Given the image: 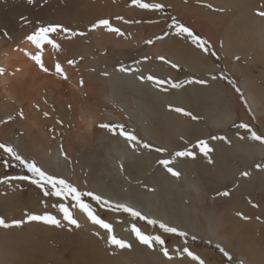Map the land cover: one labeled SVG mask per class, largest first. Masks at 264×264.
<instances>
[{
	"label": "bare ground",
	"instance_id": "6f19581e",
	"mask_svg": "<svg viewBox=\"0 0 264 264\" xmlns=\"http://www.w3.org/2000/svg\"><path fill=\"white\" fill-rule=\"evenodd\" d=\"M166 1L168 2V0ZM187 1L191 5L194 1H198L196 3L198 5L199 2L205 0ZM206 1L216 6H228L232 8L230 10L236 12L233 13L234 21L230 22L225 29V45L222 46L230 52L228 53L230 62L232 60L233 64L235 63L231 57L233 54V57L242 55V60L252 54L264 56V23L255 15V12L252 13L255 9L254 0ZM163 3L165 2L163 1ZM128 4V0H35L34 4L29 5L26 0H0V67L5 69V74L0 76V120L6 119L9 114L16 117L8 124H0V142L14 145L22 156L34 159L48 173L63 176L75 184H78L82 178L81 168L90 169L94 165L93 161L100 160L106 176L113 175L115 166L118 167L120 175L125 176L124 171L120 169L122 164L129 175L145 176L147 181L160 182L162 187L172 188L177 179L167 175L162 168L153 172L148 171L149 163L153 164L159 157L156 152L150 153L146 149L134 152L122 137L114 136L107 129L100 128L98 125L101 123H122L127 130H134L139 138L154 146L181 148L179 145L180 142L183 144L181 137L188 140L190 142L188 145H191L196 142L197 137L207 138L209 134L207 123H211L216 128L226 129L234 125L238 116L235 113L234 104L224 95V82L219 78L222 77V74L215 72L218 68L213 65L214 63L212 64L213 60L210 64L209 61L208 63L204 62L206 55L199 53L201 51L194 45L184 46L185 42L182 39L173 41L174 34L168 35L163 40H158L156 45L149 48V52L157 55L164 54L170 58V61L183 64L187 70L201 73V76L207 73L209 76L207 79L211 84L214 82L215 88L213 87L209 91L210 85H186L182 89H169L167 92H162L151 82L141 83L136 79L137 75L147 76L148 72L158 75L162 70L156 64L153 65L156 62L152 63L145 59L141 62L138 60L135 65L128 64V55H130L128 49L133 46L138 50L145 43L143 36L145 20L142 17V9L133 5L128 9ZM210 11L209 14L212 12ZM194 13L191 12V15L180 13L185 19L183 22L197 24L200 20L195 19ZM225 14L221 18L228 17V13ZM202 15L204 16L206 13H202ZM117 16L130 21L132 19V21H141V23L125 24L122 21H117ZM188 16L190 17L186 18ZM22 17H27L29 22H24ZM101 18L110 19L114 26L119 27L127 34V38L118 37L103 29L89 32L90 26ZM215 19L213 20H220L219 18ZM36 21L71 24L75 26L71 29L72 31L86 33L84 36L74 37H69L67 34L63 37L50 34L61 48L59 51H55L50 45L44 46L42 58L45 66L54 72L55 63L59 61L68 74L67 81L61 80L55 75L41 72L26 55V53L35 54L39 51L32 42L26 39L33 33L32 29L35 28ZM224 22L226 23V21ZM202 30L208 35L212 34L206 28H202ZM150 31L152 32V30ZM5 32L8 33L7 36L3 35ZM132 32L133 34H131ZM168 32L172 33L173 30ZM251 40L250 44L256 42V53L254 49L246 46L249 43L244 42ZM162 49L168 51L163 53ZM221 51L223 50L221 49ZM228 54L226 53V57ZM138 57L140 56L138 55ZM69 59L76 60V65H68ZM248 61L252 62L250 59ZM121 65L134 71L132 74L120 73L117 69ZM250 67L248 64L245 68L239 67L240 85L248 106L256 116L258 126L262 129L261 134H264V85L252 82L254 74L251 73L252 68ZM136 69H139V72L135 71ZM230 69L233 73L238 70L235 65H231ZM103 72H107L109 75H101ZM213 75L218 79L211 80L210 77ZM159 77L162 76L159 75ZM81 79L84 81L83 87L79 84ZM168 104L179 105L190 110L199 116V120L192 121L181 114L171 112L166 107ZM36 105H39V110ZM69 105H71L70 109ZM21 110L25 113L24 119L17 116ZM44 112H48V117L43 115ZM57 120L62 121V125L57 124ZM242 120L246 121V117L243 116ZM227 137L232 141L231 146L220 141H209L210 145L215 148V152L210 154L213 155L214 163H208L207 159L203 158L196 150L197 158L192 162L194 190L191 188L189 190L200 194L204 182H207L205 190L209 194L210 204L213 205L210 207L213 208L203 213L201 218L203 222L199 223V226L202 227L201 230L198 231L196 227L192 226L190 228L199 232V235L206 232L203 234L206 239L224 242L225 246L237 258L236 264H240L241 261L243 264H264V211L249 210L253 202H256L250 178L260 177L264 180V172L253 168L255 160L264 161V145L247 139L241 141L238 139V134ZM61 147L67 153V160L61 154ZM79 153L90 157L92 161L87 162L78 158ZM132 159H137V163H131ZM70 164L75 165V173H73ZM131 166L135 168L133 172H130L129 167ZM245 170L251 173L248 178L240 175ZM90 180L91 176L88 175V181ZM103 181L105 180L101 179L99 182L93 183L91 190L106 196L108 188L101 184ZM200 181H202V185L197 184ZM230 181L242 183L238 189L240 193H230L228 197L218 195L219 192L226 191L224 188L228 187ZM214 188L217 189L215 193L213 192ZM13 194L14 190L9 184L0 186V211H10ZM120 200L122 201L120 203L128 204L126 198H120ZM225 201L232 202V204ZM257 202H259V207L264 208V200L259 199ZM223 204L227 205L221 207ZM136 206L140 208H136L140 211H151L138 204ZM162 210L164 211H161V218L165 219V215L169 211H165L166 208ZM190 212L193 215L197 213V211ZM237 212H241L251 219L242 220L236 215ZM172 216L175 218L169 220L168 224L178 228H183L180 226V221L189 220L186 214L179 213ZM257 217L260 219L257 220ZM80 218L87 222L82 213H80ZM14 232L13 227L6 232H0V264H31L27 262L29 248L26 246L29 244L24 239L25 236L16 239ZM23 243L26 246H23ZM79 245L81 246V243ZM86 251L90 257L86 256L83 262L81 261L83 264H107L103 262L104 248L100 244L90 246ZM72 253H74V260H77L80 254ZM63 254L65 255V253ZM50 255L52 257L49 258ZM51 258H56L59 262L63 260L62 254L52 248L43 253L39 259L47 261ZM111 262L121 263L120 260L114 258L109 259L108 264Z\"/></svg>",
	"mask_w": 264,
	"mask_h": 264
},
{
	"label": "rangeland",
	"instance_id": "374dc122",
	"mask_svg": "<svg viewBox=\"0 0 264 264\" xmlns=\"http://www.w3.org/2000/svg\"><path fill=\"white\" fill-rule=\"evenodd\" d=\"M163 1L165 3H163ZM171 1H172V4L169 5V3H171ZM254 1H255L254 2L255 3L254 4L255 9L254 10L252 9L253 10L252 13H254V12L256 13L257 10H261L260 6H261V4L263 5V2H264V0H254ZM128 2H129L128 9H130L131 8L130 6H132L131 0H128ZM145 2L162 3L165 5L164 12H152V11L150 12L147 10H142V12L144 13V15L142 13V17L145 20L144 31H143V36H144L145 41L149 40V39L154 40V38L156 36L164 35L165 32L170 31L171 29L168 27V25L171 23L170 18L173 16L176 17L178 21L180 20L179 22L183 23L185 26L186 25H187V27L190 26L189 28L192 29L197 35L208 40L211 43V45H213L212 50L214 49V51L218 54L219 59H217L216 57H213L211 55H206L202 52H199V53L206 55V56H204V62L208 63V61H209V64H210L211 60H213L212 64L214 63L213 65H215V67H217L219 70V71L215 70V72L221 73L222 77H226V79H222L224 82V85H223L224 86V92H225L224 95L231 101V103L234 104V106H235L234 109L236 111L235 113L238 116L236 119V122L234 124L243 122L242 117L245 116L246 121H244V122L250 124L253 127V129L257 131L258 134H261L262 129L260 128V126H258L259 123L256 121V116L254 115L253 112H251L252 115H249V112L247 111V109L243 106L242 102H240L239 95L236 93L234 88L228 83L229 80L235 81L237 83V85L239 86V88L241 89V91L243 92V89L240 85L241 76L238 75L239 67L245 68V67H247V64H248L251 66L250 68H252L251 73L254 74V76L252 77V82L253 83H261L264 85V81H263L264 80V66H262L264 63V56L252 54V55H248L247 59L242 60V58H241L242 55H236L235 57H233L234 54L233 55L231 54L233 61H235V63L233 64L232 60H231V62H232L231 63L230 58H228V56H229L228 53H230V52H228L224 48H222L223 44L225 45V40H224L225 39L224 38L225 29L230 22L234 21V16H235L234 14L236 12H234V10H230L232 8H230L228 6H216L214 4L207 2L206 0L204 2H199L198 5L196 4L198 1H194L191 5V4H189V1H187V0L186 1H184V0H170L169 1L168 0V2L166 0H145ZM207 4H211L214 8L217 7L218 9H223V11H218V12L213 11L210 8H207L204 6ZM185 7L186 8L188 7V8L186 9ZM197 7H199V8H197ZM208 9H209V11L210 10L212 11V12L210 11L211 12L210 14H209ZM196 10H198L199 12ZM189 12L190 13L195 12L194 13V16H196L195 19L198 18L200 20V21H198L197 24L194 23V25H193L192 22L191 23H189L187 21L183 22V20H185V19L182 16L186 15V14H190ZM196 12H197V14H196ZM213 12H214V14H213ZM215 12H216V15L217 14L219 15V16L217 15L218 17L215 15ZM221 12H223V13H221ZM224 12L228 13L227 14L228 17L221 18L222 15L223 16L226 15ZM180 13L181 14L184 13V14L181 15ZM202 13H206V15H204V16H206L205 19H204L203 15L201 16ZM219 13H221V14H219ZM229 14H231V15H229ZM207 15L209 16V18ZM214 15H215V17L213 18ZM189 17L190 16H188L186 18H189ZM215 18L216 19L219 18L220 20L217 21ZM213 19H215L216 21H214ZM231 19H233V20H231ZM134 20H135V18H134ZM153 20L156 21V23L155 22L154 23L148 22V21H153ZM201 20H202V22H201ZM224 21H226V23ZM262 21L264 23V20H262ZM217 22H219V23H217ZM133 23H135V22H133ZM133 23H130V24L134 25ZM48 24H53V23H43L41 21H36L35 22V28L32 29V32L34 30L38 29L39 27L47 26ZM223 24H224V26H222ZM59 25H63L65 28H68L70 30L75 27L74 25H71V24H59ZM202 28L208 29L209 30L208 32H211L212 34L211 35L206 34V32H204L202 30ZM215 28H217V29L215 30ZM150 30H152V32ZM131 34H133V32ZM51 35H57V36L59 35V36L63 37L64 35H66V33H52ZM213 35H215V36H213ZM180 39H182L185 42L184 46H186V47L193 46L191 44V42L188 41L187 39H184L182 37H177L176 35L173 37V41H176V40L179 41ZM215 40H217V41H215ZM157 41L158 40H156L154 43L150 44L151 46L149 44L144 43L143 47L138 49V50L135 49V47L131 46L128 49L129 54H130V55H128V64L130 63V65H132V64L135 65V63H138V62H141L142 60H144L145 56L147 55V57H148L147 60L152 61V63H153V61L156 62V63H153V65L156 64V66H158L162 70V72L158 75L157 74H151V72H148L149 74H151L153 76L157 75L159 77V75H161L162 77H159V78H162V79H169L170 78V79L175 80V81H183V80L188 79V78L206 79L209 81V79H207L209 77V76H207V73L204 74L203 76H201L202 75L201 73L199 74L198 72L197 73L196 72H190L191 70H189V69L187 70L185 68V66L183 64H180V63H177L180 65V70L178 71L176 69L171 68V66L169 64H165L164 62L159 60L158 57H160V56H163V57L167 58L168 60L170 58H168V56H166L164 54L157 55L156 53H153L151 51L149 52V48L156 45ZM244 42L249 43V42H252V40L251 41H244ZM232 43H235V42L232 41ZM216 45H218V46H216ZM246 46H249V48L254 49L255 53H256V51H257L256 42H254L253 44H250V43L246 44ZM221 49L224 52L226 51L225 54L223 51H221ZM167 51L168 50L162 49L163 53H165ZM226 53L228 54L227 57H226ZM138 55L140 57H138ZM208 57H210L211 59H209ZM236 57H239V60H237ZM248 59L252 60V62H249ZM228 62H230V63H228ZM174 63H176V62H174ZM147 64H149V63L147 62ZM150 65H151V63H150ZM231 65H235L238 68V70L235 73H233L231 71V69H230ZM213 84H214V82L212 84H211V82H208L207 85H210V87H211V88H208L209 91L211 89H213V87L215 88V85H213ZM204 86H206V85H204ZM165 87H167V86H165ZM230 94H232V95H230ZM169 105L170 104L166 105V107H168ZM172 106H174V104H172ZM179 107H182V106H179ZM238 108H239V110H238ZM186 110H188V109H186ZM171 112H173V111H171ZM252 116H254L255 119H253ZM206 125H207V130H209V134H208L206 139L211 141V142L213 141V140H211L212 136H219V135H224V136L231 135V136H233V135L238 134V130L234 127V125H231L230 127L226 128V129L216 128V127L212 126L211 123H207ZM239 134L243 135L244 130L243 129L239 130ZM179 145H181V147L183 146V144L181 142L179 143ZM191 145H187V146L191 147ZM161 147H165V146H161ZM168 149L171 151L173 149L179 150L180 148H168ZM194 151H196V149H194ZM150 153H153V152H150ZM157 155L160 156L159 153H157ZM77 156H78V158H81L84 161H87V162L92 161V159L90 157L84 156L82 153H79ZM212 159H213V155H212ZM137 161H138L137 159H132L131 163H137ZM156 161L153 164L149 163V167H148L149 172H153V171H156V170L162 168L161 166H159L156 163ZM213 161H214V159H213ZM192 162H193L192 159L185 158V159H180L175 163L174 167L176 169H178L182 173V175L179 179L176 180V182L174 183L172 188H164V187H162V184L160 182L156 183V182H152V181H147L145 176L129 175L126 170H124L125 176L120 175V173L118 172V167H116V166L114 167L115 172L113 173V175L106 176L104 166L102 165V162L100 160H98L96 162L93 161L94 165L90 169L85 170V169L81 168L82 169L81 170L82 178H81V180H79L78 184L73 183L72 180H68V181L82 191H92L91 188L93 186V183L99 182L101 179L105 180L101 184L108 188V192L105 194L108 198H110L109 200H111L112 202H119L120 203V202H122L120 200V198H126L128 204L135 207V208H138L136 206V204H138L139 206L143 207L144 209L151 210V211H141L143 214H145L149 218L157 219L158 221H163L165 223L167 222V224H168L169 220L170 221L174 220L175 217L172 216L173 214L174 215L179 214V213L186 214V216H188L189 220L188 221H180V226L183 227L180 229L188 232V234H189V236H188V247H189V249L194 254H197L198 256H200L205 261V264H236L237 258L231 252V250L227 246H225L224 242L215 241V240L210 239V238L206 239L205 236H203V234H206V232L203 233L202 235H199L200 234L199 232H197L193 228H190L192 226V227H196L198 229V231L201 230L202 227L199 226V223H200V221L203 222V220H201L203 213L205 211H209L210 209L213 208V207H210L213 205H212V203L210 204L209 194L205 190V187L208 185L207 182H204V186H203V188L201 190L202 192H200V194H197L195 192H190V190H189V188H191V190H194L193 189L194 186H193L192 182H195V180L193 179L194 174H193ZM258 162H259L258 160H255V162L253 163V168L255 167V164ZM196 163H197V160H196ZM70 166H71V169L73 170V173H75V165L70 164ZM2 167L3 166L0 165V173L2 172V174H0V180L4 179L5 176H16V175L27 174L26 170L22 166H21L22 168L19 167V165L15 166V167H10L7 169H5L3 167L4 170H2L3 169ZM129 168H130V172H133L135 169L133 166H131ZM52 175H55V176H58L61 178H65V177L57 175V174H52ZM88 175L91 176L90 181H88ZM164 176H166V175H164ZM250 179H251V184L253 185V188H254V194H255V199H256V202H253V204L258 205L259 202H257V200H259V199L264 200V180L260 177H258V178L253 177ZM197 184L202 185V181L198 182ZM1 185H3V184H0V186ZM11 186L14 190L13 202L11 204L12 207H11L10 211H7V210H1L0 211V216H3L6 219V221L11 222L12 220H23L26 218L25 217L26 212L32 213V214H43L44 212H49L50 214H52L54 216L57 215L56 216L57 219H60L62 222V225H64L62 227L57 228V227L52 226V225H45L42 222H33V223L29 222V223H24L19 228L13 227L15 229V232H14L15 238L19 239L21 236L23 238L25 236L24 239H26L28 244H29L28 246H26L23 243V246H26L27 248H29V255L27 258V262H30L31 264H81L86 256L90 257L86 250L87 249L89 250L90 246H96L97 244H100L101 247L104 248L103 262H105L107 264L109 262V259H111V258L120 260L121 261L120 264H193L194 262H196L198 264V261H193L190 257H187L186 255H184L182 257H175L174 253H172L174 255V260L168 261L165 257H163L162 253L158 249L153 251V250L147 248L146 246L139 244V242L136 241L134 235L130 231L131 225L133 223H135L137 225V227H140L141 230L144 231L146 234L155 235V234H160V230L158 229V226L153 227L151 225L146 224L145 221H141L139 219L133 220L126 213H122V212L116 213V212L106 211L105 209L96 205L95 202L90 201L93 204V207L96 208L97 214L101 218H103L104 220H106L107 222H109L113 225L114 234L117 236V238L124 239V240H126L132 244L131 250H127V249L121 250V249L116 248L115 246L109 247L106 243L107 233L105 232V230L99 228V226L91 224V222L88 221L87 218H86L87 222L82 220L80 218L81 212L78 209H73V214H74V217L78 220L80 227L76 228L75 226H68L66 224V222L63 221L62 214L59 213L56 208L52 207L53 204H58V202L59 203L61 202V201H59L58 198L51 197V196L45 197L40 189H38L35 185H32L28 181H12ZM24 186H25V188H24ZM241 186H242V183L240 181H237L236 183H233L230 181V182H228V187H226L224 189H226V191H229L230 193L238 194V193H240L239 192L240 190H238V189ZM32 188H33V190H32ZM148 188H154L155 191H149ZM92 192H94V191H92ZM213 192L214 193L217 192V189L214 188ZM94 193L99 194L102 197L108 199L102 193H99V192L98 193L94 192ZM32 198H34V199H32ZM114 199H117V200H114ZM215 199H216V196H215ZM42 202L47 203L46 208L44 207V203H42ZM49 202H51V203H49ZM226 203L232 204V202H226ZM226 205L227 204H223L221 207L226 206ZM36 206H38V207L36 208ZM163 208L167 209L165 211H169V213L167 215H165V219L161 218L162 217L161 211H164V210H162ZM138 209H140V208H138ZM249 210L254 211V212L264 211V208L252 206L249 208ZM30 211H32V212H30ZM190 211H197V213L195 215H193ZM189 221L194 222V223L192 224ZM9 229L0 228V232H6ZM44 231H46V233H44ZM96 233H99V235H96ZM42 234H44V235H42ZM192 236L197 237V239L192 240L191 239ZM164 238L167 241V244L170 248V252H171L172 248L183 245V242L180 241L175 236L165 234ZM98 239H99V241H98ZM45 240H46V242H45ZM77 241H79V242H77ZM42 243H44V244H42ZM80 243H81V246L79 245ZM217 244H220L227 251H229V253L233 257V260L231 262H229L227 260V258L224 257L219 252V250L216 248ZM43 247H44V250H43ZM86 247H87V249H86ZM50 248L55 249L62 254L63 260L61 262L57 261L56 258H51V259H48L47 261H43L42 259H39L42 256V254L45 253ZM78 248H80V249H78ZM77 249H78V252H77ZM82 250L83 251L85 250V251L83 252ZM61 251L63 253H65V255ZM72 252H76V254L78 253L77 255L80 254L78 256L77 260H74V253H72ZM80 256H81V258H80ZM50 257H52V255H50L49 258ZM71 257H72V259H71ZM187 260H190V261L188 262ZM111 264H116V263L111 262Z\"/></svg>",
	"mask_w": 264,
	"mask_h": 264
},
{
	"label": "snow or ice",
	"instance_id": "6c2138e0",
	"mask_svg": "<svg viewBox=\"0 0 264 264\" xmlns=\"http://www.w3.org/2000/svg\"><path fill=\"white\" fill-rule=\"evenodd\" d=\"M27 4L32 5L35 3V0H26ZM131 3L136 8L152 11V12H164L165 5L162 3H150L145 2V0H131ZM207 8H210L213 11H223V9L214 8L211 4L204 5ZM261 10H257L255 15L258 16L261 20H264V5L260 6ZM171 23L168 25L170 29L173 30L172 33L165 32L164 35L156 36L153 39L146 40V44H152L156 40H163L168 35L174 34L177 37H182L184 39H187L191 42L192 45L195 46L196 49H199L202 53L206 55H211L213 57H216L219 59L218 54L212 50L211 43L204 39L203 37L197 35L192 29L185 26L183 23L179 22L176 17H171ZM22 20L26 23H28L27 17H22ZM117 21H122L125 24L130 23H141V21H130L124 19V17L117 16ZM149 23H154L156 21H148ZM97 29H103L107 31L108 33L115 34L118 37H125L127 38V34L122 31L119 27H116L113 25V23L110 21V19L107 18H101L98 19L95 23H93L90 28L88 29L89 32L95 31ZM52 33H66L69 37L74 36H84L86 33L84 32H75L68 28H65L63 25L59 24H48L47 26H41L38 29L34 30L31 35H28L26 39L30 42H32L39 51H37L35 54L26 53V55L29 56V58L34 62V64L38 67V69L46 74L49 75H55L57 78L67 81L69 79L67 72L65 71L62 64L57 61L54 66V72H52L48 67L45 66L44 60H43V49L45 45H50L51 48L55 51H59L61 46L58 44L55 40H53L50 36ZM3 35L7 36L8 33L5 32ZM145 60L148 59V57L144 58ZM159 60L164 62L165 64H169L171 68L180 70V65L177 63H174L167 58L160 56L158 57ZM237 60H239V57H236ZM68 65L75 66L77 61L74 59H69L67 61ZM19 71V69H17ZM117 71L120 73H126V74H132L134 71L133 69L127 68L123 65H121ZM135 71L139 72V69H136ZM5 74V69L0 67V76H3ZM103 76H108L109 73L103 72L101 73ZM220 79H226V77H219ZM136 79L139 80L141 83H147L151 82L153 86L158 88L162 92H167L170 89H182L186 85H207L208 80L206 79H197V78H188L183 81H175L172 79H162L158 78L156 76H153L151 74L144 76L143 74L137 75ZM211 80L218 79L217 76L213 75L210 77ZM228 83L234 88L237 94H239L240 100L243 104V106L247 109L249 112V115H252L251 108L248 106L247 100L244 97L243 92L237 85V83L233 80H229ZM80 86H84L83 79L79 82ZM167 86V87H165ZM47 103V101H45ZM69 109L71 108V105L68 106ZM169 110L173 111L175 113L181 114L184 117L189 118L192 121H198L199 116L194 114L193 112L184 109L183 107L179 106H172L169 105ZM37 110H39V105H36ZM43 115L45 117H48V112H44ZM17 116L20 119L25 118V113L21 110L17 113ZM16 117L9 114L6 119L0 120V124H8L12 122ZM253 119H255L254 116H252ZM57 124L62 125V121L57 120ZM100 128L107 129L110 133H112L114 136L122 137L126 144H128L134 152L138 151L139 149H146L150 152H156L159 153L160 156L157 158L156 163L162 167L163 171L169 175L172 178L179 179L182 175V173L174 167L175 163L180 159L190 158L192 160H195L197 158V151H194V149L198 150L199 154L207 159L208 163H214L212 156L210 154L215 152V148L210 145L209 140L203 139V138H196V142L191 145V147H188L187 145L190 143L188 140H185L183 137H181V140H183V146L179 149H173L169 150L167 147H161V146H154L150 143L145 142L141 138H139L135 131H129L125 128L124 124L122 123H101L98 125ZM234 127L238 130V139L241 141L244 140H251L253 142H259L260 144L264 145V134H258L256 130L253 129V127L246 123V122H240L234 124ZM243 129L244 134L240 135L239 130ZM211 140L213 141H220L225 145L231 146L232 141L229 137L224 135L219 136H212ZM61 154L64 156V159L67 160L68 156L67 153L64 152L63 147L60 149ZM0 165H2L5 169L10 167H15L17 165L22 166L27 174L24 175H16V176H5L4 179L0 180V184H9L11 186L12 181H28L32 185H35L38 189H40L45 197H56L61 201L58 204H53L52 207L56 208L59 213L62 214L63 221L66 222L68 226H75L76 228L80 227V224L78 220L74 217L73 209H78L81 213H83L88 221L91 222V224L99 226V228L105 230L107 233V239L106 243L109 247L115 246L118 249L121 250H131L132 244L124 239L117 238V236L114 234L113 225L103 218H101L97 214L96 208L93 207V204L91 202H95L96 205L100 206L101 208L105 209L109 212H116V213H126L128 216H130L133 220L139 219L141 221H145L146 224L151 225L153 227H157L160 230V234H146L144 231L141 230L140 227H137L135 223H133L130 227L131 233L134 235L136 241L139 242V244L146 246L147 248L155 251L159 250L163 257H165L168 261L174 260L175 257H182L186 255L187 257H190L193 261H198V264H205V261L198 256L197 254H194L188 247V232L181 230L180 228L176 226H170L169 224L158 221L157 219H152L143 214L140 210L134 208L133 206L125 203H119V202H112L109 199H106L102 197L99 194H96L92 191H82L76 186H74L72 183H70L65 178H61L55 175H52L45 171L42 167L38 165V163L34 159H28L20 154V152L17 150V148L8 143L0 142ZM121 171H124V167L121 164L120 165ZM255 169L257 171L264 172V161L258 162L255 164ZM30 174V175H29ZM241 177L248 178L251 173L247 170L242 171L240 173ZM149 191H155L154 188H148ZM218 195L223 197H228L230 195L229 191H222L219 192ZM87 198V199H86ZM91 201V202H90ZM251 203V201H249ZM44 203V207H47L46 202ZM253 207H259V205L253 204ZM236 215L242 219V220H249L251 219L248 216H245L241 212H237ZM25 219L23 220H12L11 222L6 221V219L3 216H0V228L3 229H9L12 227H21L24 223L29 222H42L45 225H52L57 228L62 227V222L60 219H57L56 216L50 214L49 212H44L43 214H32V213H25ZM260 217H257V220H259ZM165 234L175 236L180 241L183 242L182 246H178L171 249L167 244L166 239L164 238ZM96 235H99V233H96ZM192 240H196L197 237L192 236ZM216 248L219 250V252L227 258L229 262L233 260L232 255L227 251L224 247H222L220 244L216 245ZM240 264H243V261L240 262Z\"/></svg>",
	"mask_w": 264,
	"mask_h": 264
}]
</instances>
